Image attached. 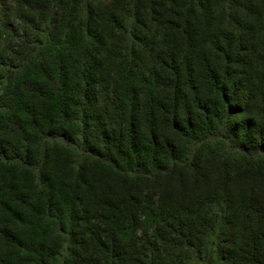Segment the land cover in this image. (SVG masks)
<instances>
[{
    "label": "trees",
    "instance_id": "1",
    "mask_svg": "<svg viewBox=\"0 0 264 264\" xmlns=\"http://www.w3.org/2000/svg\"><path fill=\"white\" fill-rule=\"evenodd\" d=\"M103 1L0 0V264H264V0Z\"/></svg>",
    "mask_w": 264,
    "mask_h": 264
},
{
    "label": "rangeland",
    "instance_id": "2",
    "mask_svg": "<svg viewBox=\"0 0 264 264\" xmlns=\"http://www.w3.org/2000/svg\"><path fill=\"white\" fill-rule=\"evenodd\" d=\"M103 2L107 3L108 0H104ZM162 26V27H161ZM164 25H159L151 30L150 36L153 39L154 47L156 48L154 51H160L164 50L165 48V36L162 35V28ZM148 35V34H147ZM156 45L158 47H156ZM153 46V45H152ZM151 47V46H150ZM146 66L142 65L141 70L143 71ZM149 67V66H148ZM1 87V84H0ZM154 195L149 194L151 199L146 202L147 206L150 207V209L154 210V216L156 218V225L157 220L159 219V215L156 213V204L159 200V192L156 186L152 188ZM173 193V189L171 188L170 194ZM165 212L163 215H166ZM151 225H154V222L151 223ZM208 244L205 245V248L203 250V254L200 258H195L191 256L190 259L185 260V264H219L220 258L217 254V250L215 248L216 245V235L211 236L208 239Z\"/></svg>",
    "mask_w": 264,
    "mask_h": 264
}]
</instances>
